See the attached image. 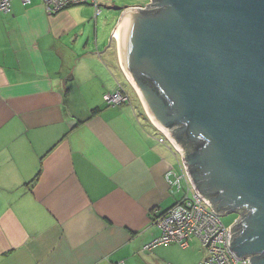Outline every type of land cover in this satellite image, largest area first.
<instances>
[{
    "label": "crops",
    "instance_id": "0c3cea01",
    "mask_svg": "<svg viewBox=\"0 0 264 264\" xmlns=\"http://www.w3.org/2000/svg\"><path fill=\"white\" fill-rule=\"evenodd\" d=\"M74 6L0 13V264H198L194 246L142 249L183 195L178 156ZM117 88L129 101L106 104Z\"/></svg>",
    "mask_w": 264,
    "mask_h": 264
},
{
    "label": "water",
    "instance_id": "95a60500",
    "mask_svg": "<svg viewBox=\"0 0 264 264\" xmlns=\"http://www.w3.org/2000/svg\"><path fill=\"white\" fill-rule=\"evenodd\" d=\"M152 1L106 7L120 18L118 44L113 32L104 49L113 42L151 120L182 153L180 132L207 140L185 155L188 171L197 170L189 171L194 187L219 193L206 199L220 216L240 212L230 250L264 264V0Z\"/></svg>",
    "mask_w": 264,
    "mask_h": 264
},
{
    "label": "built area",
    "instance_id": "2783aa9c",
    "mask_svg": "<svg viewBox=\"0 0 264 264\" xmlns=\"http://www.w3.org/2000/svg\"><path fill=\"white\" fill-rule=\"evenodd\" d=\"M31 0H21L22 4H28ZM47 12H57L71 5L90 4L98 9V0H41ZM12 0H0V13L10 11ZM153 3L150 0L149 4ZM148 5V4H147ZM145 6H133L129 8L143 9ZM108 105H117L128 102V96L117 88L111 94L104 96ZM157 141L167 144L172 152L177 154L180 173L175 175L174 183L182 187L183 195L178 202L173 204L164 214L156 216L154 222L160 228V235L143 245V250H151L161 245L175 244L181 248H187L197 240L203 251L204 257L198 264H249L248 257L238 258L228 245L230 240V227L224 226L220 215L214 211L205 195H200L191 180L185 162V153H182L174 144L170 136L161 133ZM239 216H240V212ZM238 216V218H239ZM237 220H235L234 224Z\"/></svg>",
    "mask_w": 264,
    "mask_h": 264
},
{
    "label": "rangeland",
    "instance_id": "374dc122",
    "mask_svg": "<svg viewBox=\"0 0 264 264\" xmlns=\"http://www.w3.org/2000/svg\"><path fill=\"white\" fill-rule=\"evenodd\" d=\"M149 2L150 0H98V5H99L98 9L100 10L98 14L96 11L97 8L94 5L81 4V5H77L74 7H77L78 10H80L79 11L80 14H78V10H77V17L79 15L80 17L84 19L85 23L81 29V32L84 34V36L89 37V41L92 43L94 41V37L98 41L104 40L106 42L105 44L106 46L107 40H109L108 38H110V34L114 27L115 21L118 18V15L120 13V11L118 10L107 9L106 7L117 6L122 9L124 8L128 9L129 7H133V6H145L149 4ZM117 44H118V41H117ZM112 45H113V42H112ZM102 48L104 49V47H101L100 49ZM92 49L93 51L95 50L93 46H92ZM130 100H132V96H130ZM176 160L174 159L175 162ZM238 216H239L238 212H232V213H228L226 215L220 216V220L224 226H229V225L234 224L235 220L238 219ZM193 246L196 247L197 249L200 248V244L197 243L196 241H194V243H191L189 247H193ZM201 250L202 249L200 248V251Z\"/></svg>",
    "mask_w": 264,
    "mask_h": 264
},
{
    "label": "trees",
    "instance_id": "16d2710c",
    "mask_svg": "<svg viewBox=\"0 0 264 264\" xmlns=\"http://www.w3.org/2000/svg\"><path fill=\"white\" fill-rule=\"evenodd\" d=\"M155 12H156V9L153 10V11H146L145 13H146L147 15H148V14L150 15V14H154ZM139 75H140L141 80H142L146 85H148L149 87L155 88L156 91L159 93V95H163V94H162V91L160 90V88L158 87V85L156 84V82H155V81H154L149 75H147V74H145V73H142V72H140ZM163 99H164V101H165L168 105H170L171 101H170V99H169L168 97H166V96L164 95ZM98 110H99V107L92 108V109L90 110V112H89V116L95 114L96 112H98ZM172 126H177V124H173ZM183 137L191 141V143L189 144V145H190V148H189V149H185V147L183 146V151H184L185 155L196 154V153L199 152L201 149H203V148L207 145V143H208L207 140H206L203 136H198V137H194V138H193L190 134H188V131H187V130L181 135L180 138L183 139ZM189 171H190V173H191L192 175H193V174H197V173H196L197 170H195L193 167H190V168H189ZM204 193H205L204 195H205L206 197H208V198L214 197V196H216V195L219 194L217 191H215V192H211V193H209V192H207V191H204ZM165 212H166V211H165ZM165 212H164V213H165ZM164 213H162V214H164ZM171 245H172V244H171ZM174 245H175V244H174Z\"/></svg>",
    "mask_w": 264,
    "mask_h": 264
},
{
    "label": "flooded vegetation",
    "instance_id": "af4514ba",
    "mask_svg": "<svg viewBox=\"0 0 264 264\" xmlns=\"http://www.w3.org/2000/svg\"><path fill=\"white\" fill-rule=\"evenodd\" d=\"M179 127H182V125L180 124V125H178ZM183 134V133H182ZM181 132L179 133V135H178V137L180 136L181 137ZM183 139H185V141H183L182 142V144H183V146L185 147V149H189L190 148V143H191V141L190 140H188V139H186V138H184L183 137Z\"/></svg>",
    "mask_w": 264,
    "mask_h": 264
},
{
    "label": "bare ground",
    "instance_id": "6f19581e",
    "mask_svg": "<svg viewBox=\"0 0 264 264\" xmlns=\"http://www.w3.org/2000/svg\"><path fill=\"white\" fill-rule=\"evenodd\" d=\"M118 26V25H117ZM114 36L116 37V39H117V41H118V34H117V32L115 31L114 32ZM130 80V79H129ZM132 82V81H131ZM133 84V83H132ZM133 86H134V84H133ZM134 88L136 89V87L134 86ZM136 91L138 92V90L136 89ZM138 94H139V92H138ZM140 95V94H139Z\"/></svg>",
    "mask_w": 264,
    "mask_h": 264
}]
</instances>
